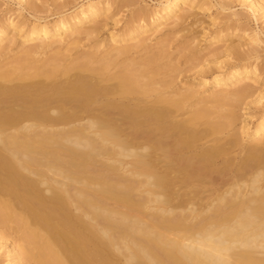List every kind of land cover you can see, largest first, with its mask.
Instances as JSON below:
<instances>
[{"label": "bare ground", "instance_id": "obj_1", "mask_svg": "<svg viewBox=\"0 0 264 264\" xmlns=\"http://www.w3.org/2000/svg\"><path fill=\"white\" fill-rule=\"evenodd\" d=\"M74 1L5 0L16 8L0 19L5 264H264V103L253 123L249 108L239 123L234 112L264 99V0H157L119 33L115 9L132 0H84L64 13ZM47 6L57 17L30 15ZM212 7L232 12L204 33L212 63L195 65L190 83L202 91L154 79L175 69L151 71L160 43L137 64L117 61ZM107 26L99 58L35 59Z\"/></svg>", "mask_w": 264, "mask_h": 264}, {"label": "rangeland", "instance_id": "obj_2", "mask_svg": "<svg viewBox=\"0 0 264 264\" xmlns=\"http://www.w3.org/2000/svg\"><path fill=\"white\" fill-rule=\"evenodd\" d=\"M40 1L41 0H38L37 3H40ZM82 1L84 0H75L73 3H70V5L66 7L67 9L63 12L64 13L70 12L74 5H77ZM156 4H157V0H134V1L132 0L130 3L127 4L128 6L127 5H124V7L121 6L122 8L120 7V9L118 7V10H116L117 9L116 8L115 9L116 15L114 18L118 21V23L116 27H114L115 31L119 33V31L124 28V25H126V23L129 21L128 18L130 19V17L132 16L131 14L135 12L143 14V9L144 10L151 9ZM15 8L16 6L14 3L5 2V0H0V19H2L5 16H8L10 14L11 9H15ZM57 8L58 7L54 8L52 6H47V8L41 7L38 11H33V12L31 11L32 13H30V15H34L36 17L40 16L41 18L52 19L57 17V15L53 14L56 13L57 10H59V8L58 9ZM219 10L220 9H217V7H212L210 10L211 13L208 15L207 14L194 15V17H191L193 21L191 20V18L188 19L184 24L185 29L181 30L178 34L176 33L175 35H170L161 40L153 41L150 52L147 53L140 52L139 54H137V51H129L126 55H124L122 58L118 59L117 61L120 62L121 60H124L125 63L126 62L129 63L133 60L132 62H135L133 64H137L139 63V60L140 62L142 61L141 58L144 59V57L146 58L152 53L157 52V49L162 44L163 46L161 45V47H163L164 55H162V57H160L158 61L152 63L154 67L151 65L150 67L151 71L155 69L159 70V68L165 67V64L166 63L168 64L169 62L172 63L175 69L174 71L171 72L163 71V73L165 74L163 75L157 74L158 76L154 77V79L156 80L158 79V81L161 79H163L162 81H167V82L172 81V83L169 82L171 83V85H169L170 91L185 90L184 88L187 89L188 86L193 88V91L197 90L198 88H199L198 90L202 91L203 90L202 87L201 88L196 87L195 85H191L190 83L199 78L198 75L196 74V68H194L195 65L203 63L202 62L203 60H205V62L208 61V63L210 64L212 63V56L210 55H212V50L214 49V47L204 48L205 45L204 42L207 39V35H205L204 33H206L208 29H213L212 27H208L210 19L219 17L218 20H220L222 17L228 16L229 13L232 12L231 10L218 12ZM234 10L239 11V8L236 7V9ZM23 15L28 20L33 21V19H31L32 17L28 16V13L24 12ZM99 21L100 20H96L94 21V23L96 24ZM109 27L110 26L103 28V30L101 32L99 31L98 34L95 35L93 34L89 37L81 38L78 41L77 46L70 48L68 51L57 50V48H52L43 52L44 54L38 53V55H35V59L38 60L39 62H44L47 59H49V57L52 58L56 53H60L65 59H72L80 55L92 54V53L94 57L99 58L110 49V45L107 44L108 43L107 30L109 29ZM105 31L106 33H104ZM156 32L158 33V31ZM157 43L158 44L160 43V45H158ZM115 46L117 45L111 47H115ZM23 49H24L23 47L17 49L8 48L9 52L2 59L1 64L10 63L11 60L15 59L16 57L19 56V54H21L20 52H22ZM260 57H261L260 59H263L262 57H264V51L260 52ZM210 60L211 62H209ZM167 89L169 91L168 86ZM208 95H210V93ZM263 103H264V99L259 104L255 103V104H251V106L249 107L241 106L240 108H236L234 112L238 118L237 123H239L240 120H242V118H240V115L242 114L241 109L243 108L244 109L249 108L250 113L252 115L251 122L252 123L255 122V120H257V118H259V116L261 115L262 112L261 105ZM250 142L251 139L244 138L242 139V146L246 148L248 147ZM122 161L129 163L130 159H122ZM7 241L10 242L9 240ZM3 250L4 247H0V264L6 263V259H5L6 257L4 255Z\"/></svg>", "mask_w": 264, "mask_h": 264}]
</instances>
